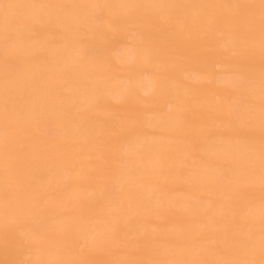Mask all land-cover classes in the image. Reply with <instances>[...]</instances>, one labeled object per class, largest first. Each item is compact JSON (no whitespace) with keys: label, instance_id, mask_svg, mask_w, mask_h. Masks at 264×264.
<instances>
[{"label":"bare ground","instance_id":"bare-ground-1","mask_svg":"<svg viewBox=\"0 0 264 264\" xmlns=\"http://www.w3.org/2000/svg\"><path fill=\"white\" fill-rule=\"evenodd\" d=\"M0 264H264V0H0Z\"/></svg>","mask_w":264,"mask_h":264}]
</instances>
